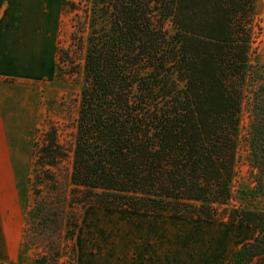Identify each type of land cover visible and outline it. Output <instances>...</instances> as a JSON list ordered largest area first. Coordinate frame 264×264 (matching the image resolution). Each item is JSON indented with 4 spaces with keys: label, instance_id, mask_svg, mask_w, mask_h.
Listing matches in <instances>:
<instances>
[{
    "label": "trees",
    "instance_id": "obj_1",
    "mask_svg": "<svg viewBox=\"0 0 264 264\" xmlns=\"http://www.w3.org/2000/svg\"><path fill=\"white\" fill-rule=\"evenodd\" d=\"M255 2L61 0L74 13L84 79L71 138L60 141L51 127L35 146L28 216L50 237L32 264H57L62 247L77 264L89 205L252 225L257 235L226 264L264 255V207L244 202L264 199V64L250 62ZM57 57L74 71L68 49ZM245 107L252 185L232 203Z\"/></svg>",
    "mask_w": 264,
    "mask_h": 264
},
{
    "label": "crops",
    "instance_id": "obj_2",
    "mask_svg": "<svg viewBox=\"0 0 264 264\" xmlns=\"http://www.w3.org/2000/svg\"><path fill=\"white\" fill-rule=\"evenodd\" d=\"M61 0H0V264L22 259L24 218L15 197L16 140L33 134L45 108L42 83L56 69ZM88 216L102 248L78 264H226L231 253L258 233L252 225L170 213L127 210ZM88 220V221H87ZM250 264H264V255Z\"/></svg>",
    "mask_w": 264,
    "mask_h": 264
},
{
    "label": "rangeland",
    "instance_id": "obj_3",
    "mask_svg": "<svg viewBox=\"0 0 264 264\" xmlns=\"http://www.w3.org/2000/svg\"><path fill=\"white\" fill-rule=\"evenodd\" d=\"M73 14V12L61 10V17L56 32V41L57 48L59 47L62 50L68 49L70 51L72 61L74 62L72 64L74 71L67 73L70 67L62 62L58 63L56 52V69L53 78L48 82L42 83L41 88L42 103L45 108L44 114L33 134H20V138L16 140L19 150L16 154L15 200L21 205L26 228V234L23 238L22 259L23 261L28 260L29 263L46 252L47 249L44 246V242L50 237L44 232L41 224L37 222V218H30L28 216V211L34 203L33 188L36 184L33 176L35 146L41 144L44 134L51 127L57 129L60 141L64 142L71 138L77 116L79 91L84 79V48L80 47L79 42L73 41L71 37ZM166 27L171 29V24H166ZM251 27L250 62L252 64L262 65L264 64V0H256L255 2V11ZM248 126L249 118L245 107L242 114L241 136L238 144L236 172L233 181L235 197L232 203L239 201L238 194H243V191L239 190H245L252 185L253 173L247 157ZM43 194H46V189H44ZM244 202L249 206L257 208L264 207V199L259 196L252 197L248 195L244 198ZM109 212H122L126 215L131 214L121 208L102 207L98 205H89L83 210L80 217L82 224L77 235V243L80 249V263H83L84 258L89 255L91 256L94 248H102L98 242L93 241L90 226L85 224L86 217L109 216ZM58 259L57 264H75L69 252L63 247Z\"/></svg>",
    "mask_w": 264,
    "mask_h": 264
}]
</instances>
